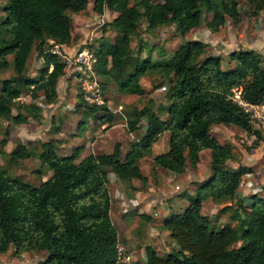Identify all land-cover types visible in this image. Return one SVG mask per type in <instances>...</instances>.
Returning <instances> with one entry per match:
<instances>
[{
    "label": "trees",
    "instance_id": "trees-1",
    "mask_svg": "<svg viewBox=\"0 0 264 264\" xmlns=\"http://www.w3.org/2000/svg\"><path fill=\"white\" fill-rule=\"evenodd\" d=\"M88 0H5L0 17V70L8 66L12 74L0 78V115H11L18 123L27 116L38 118L31 104L24 112L11 113L14 100L26 92L31 98L42 93L44 102L56 98V82L63 74L59 56L45 48L65 43L70 38L71 17L68 11H80ZM262 0H245L256 10ZM106 8L116 14L108 21L115 35L109 41L99 35L93 48L95 71L104 81L113 78L121 92L142 94L139 77L153 71L168 81L169 104L166 117H159L150 105L134 108L125 117V129L137 128L144 118L143 132L129 142L122 153L115 141L109 152L87 153L75 161L81 145L67 154H58L52 138L39 141L40 150L17 142L10 153L17 158L37 156L50 174L37 184L11 175L0 167V252L9 246L15 254L44 250L45 257L29 264H118L117 233L110 219V195L107 172L118 180L136 178L144 184L138 160L166 130L167 149L152 157L154 165L179 172L188 164L194 167L198 154L208 149L209 177L185 194V206L167 215L162 227L176 244L163 256L150 245L143 248L144 264H264V195L252 193L248 201L239 199L230 214L237 228L212 224L200 212L205 199L219 202L232 199L241 175L249 167L238 165L225 169L221 164L232 156L231 148L209 132L212 124L236 125L255 138L260 132L237 102L258 103L264 99V69L260 55L251 48L231 50L232 65L223 68L219 57L204 52L200 39H185L166 59H151L148 54L136 58L126 71L130 57L132 30L143 20L145 29L173 24L183 36L198 27L217 31L226 17L236 24L240 20L238 0H91V9L102 13ZM207 13H209L207 17ZM32 49L38 51L41 67L34 75L26 73ZM80 97V96H79ZM77 107L100 110L98 122L110 125L113 113L104 103L86 104L80 98ZM231 204L220 210L227 211ZM238 209L243 212L239 216Z\"/></svg>",
    "mask_w": 264,
    "mask_h": 264
},
{
    "label": "rangeland",
    "instance_id": "rangeland-1",
    "mask_svg": "<svg viewBox=\"0 0 264 264\" xmlns=\"http://www.w3.org/2000/svg\"><path fill=\"white\" fill-rule=\"evenodd\" d=\"M129 1L132 2V0ZM4 3L5 0H0V17ZM260 4L262 7L256 10L252 4H248L245 0H238L239 22L234 24L230 18L226 17L219 29L213 32L205 27L204 20L201 21L196 31L193 29L183 36L175 33L173 24H167L157 29H145L144 21L140 20L138 29L132 30L131 53L125 69L128 71L135 59L145 54H148L151 59H166L177 44L185 39L195 38L205 43L204 52L198 60L206 54H214L219 57L221 66L227 68L232 65V61L228 57L229 51L251 48L259 53L260 65L264 69V0ZM115 14L106 8L102 13H96L91 9V0L87 1L83 10L68 11V15L71 17V30L76 31L77 35L78 33L82 34L80 39L82 42L76 48L88 43L94 44L95 38L101 32L108 40H112L115 31L108 21ZM208 15L209 13H207V17ZM80 28L84 30L85 34ZM50 42V39L47 40L46 49L52 46ZM55 44L58 45V48L65 50L59 43ZM7 59L8 66L0 70V78L12 74L11 56L8 55ZM40 67L41 58L38 51L32 49L27 59L26 73L36 74ZM63 73L68 76L67 78L62 77L56 82L57 97L54 101H59L56 102L57 105L56 103L50 105V126L42 135V141L49 137L54 140L58 154H68L72 147L81 145L78 156L75 158L77 161L91 150L94 153L109 152L115 141L120 142V150L123 153L131 139L138 137L143 132L141 130L144 127V118L139 121L135 130L128 132L125 129V117L132 109L147 104L159 117H166V106L169 104L168 81L161 73L153 71L140 76L139 83L143 87L144 93L138 95L121 92L113 78L104 81L98 75L101 94L107 108L113 113L109 125L111 126L110 131L100 138L101 132L105 129L96 127L101 125L98 123L100 110L77 107L75 102L80 101L78 84L73 81V85L70 82L66 85L65 79L72 76L65 67H63ZM22 96L28 99L26 92L21 93L19 99L13 102V107L20 106L23 101ZM62 104L66 108L60 107ZM55 105L57 110L51 113L52 107ZM12 112H14V108ZM44 114L41 115L44 118L43 122L48 123V111L45 110ZM38 123L40 124L41 120H37L35 123L31 117H28L23 123H18L12 119L10 114L0 115V167L5 168L9 174L32 184H37L47 177L50 174V169L45 164H41L35 155L17 158L12 156L10 151L17 142H22L25 146L34 147L36 151H39V141L41 140L27 139L40 131L41 127ZM258 130L260 137L255 138L253 134L232 124L217 123L209 127V132L221 143L227 144L232 151V156L226 159L221 166L225 169H235L238 165L249 167V172L241 175L232 199L225 198L214 202L208 198L201 203L200 212L206 214L210 222L216 226L228 225L237 228V220L230 215L237 201L243 198L245 202L248 201L247 196L252 193L264 195V130ZM56 133L58 137H52ZM167 134L166 130L162 131L138 160L139 168L146 177L144 184L136 178L120 181L111 171L107 172V187L110 195L109 214L117 233V246L122 260L118 262L119 264H144L143 248L147 244L158 256H163L170 249L176 248L177 246L168 231L162 227V222L171 212L182 209L186 204L184 195L192 193L193 188L210 175L207 148L199 151L198 162L194 167L186 164L179 172L154 165L153 155L167 149ZM6 143L11 146L4 150L3 147ZM227 204H231L230 209L221 211L220 208ZM237 212L241 217L244 215L240 209ZM44 257V250H30L15 254L13 247L9 246L4 252H0V264H29Z\"/></svg>",
    "mask_w": 264,
    "mask_h": 264
},
{
    "label": "built area",
    "instance_id": "built-area-1",
    "mask_svg": "<svg viewBox=\"0 0 264 264\" xmlns=\"http://www.w3.org/2000/svg\"><path fill=\"white\" fill-rule=\"evenodd\" d=\"M48 50L59 56L68 73L75 79L83 102L86 104H102L105 102L101 94L99 77L95 71L97 60L91 46L86 44L74 49L72 52H67L58 48L57 44H52ZM235 98L243 110L248 113L252 126L264 130V99L258 103H250L239 98L237 94H235ZM116 259L117 263L122 261L117 245Z\"/></svg>",
    "mask_w": 264,
    "mask_h": 264
},
{
    "label": "crops",
    "instance_id": "crops-1",
    "mask_svg": "<svg viewBox=\"0 0 264 264\" xmlns=\"http://www.w3.org/2000/svg\"><path fill=\"white\" fill-rule=\"evenodd\" d=\"M113 12V11H112ZM164 25H167V24H161V25H157L156 27H154V29H157V28H159V27H162V26H164ZM81 30H82V32L85 34V32H84V30L82 29V28H80ZM197 30V27L194 29V31H196ZM74 30H71L70 31V38H69V40L67 41V42H65V43H59L60 44V46L61 47H63V48H65V50L66 51H71V50H73L74 48H76V46L79 44V43H81L82 42V40H80L81 39V37H82V34H80V33H78V35L76 34L77 32L76 31H74ZM155 31V30H154ZM75 33V34H74ZM175 33H177V32H175ZM100 35H103V37L105 38V39H107L105 36H104V34H103V32H101L100 33ZM115 35V34H114ZM98 37V36H97ZM177 37V35L175 36V38ZM113 38H114V36H113ZM195 39H197V38H195ZM108 40V39H107ZM113 40V39H112ZM112 40H109V41H112ZM177 45H179V44H177ZM177 45L173 48V49H175L176 47H177ZM163 46H164V49H166L165 48V44H163ZM172 49V50H173ZM171 50V51H172ZM32 75H34L33 73L31 74V76ZM67 76H68V74H66L65 75V73H63L62 75H60L59 77H58V79H57V81H59V79L60 78H67ZM73 81H75V79L73 78V77H71V78H68V79H65V83H66V85H67V83L68 82H70V84L71 85H73ZM38 95H37V97L36 98H31L30 96H29V94L27 93V96H28V99H26V98H24V96H22V98H23V101H21V104H20V106L19 107H17V106H14L13 107V105H12V107H11V113L12 114H15L17 111H22L23 109H22V106H23V104H31V107L32 108H34V109H36V111H37V113L39 114L38 115V118L37 119H34V118H32L31 116H27V118H26V120L28 119V117H31L33 120H34V122L35 123H37V120L38 121H40L41 120V123L39 124L40 125V131H38V132H36L35 133V135L33 136V137H27V139H35V140H43V138H42V135H44V133H45V131H47V129H48V127L50 126L49 124H50V105L52 104V103H56V102H58L59 100H55L54 102H51V103H47V102H44V101H42V93L41 92H38L37 93ZM128 94H134V93H128ZM138 95V94H137ZM19 97L20 96H18L16 99H19ZM56 97H57V92H56ZM78 97H79V95H78ZM15 99V100H16ZM14 100V101H15ZM69 103V102H68ZM73 103V102H72ZM76 103V102H75ZM67 104V103H66ZM56 105H57V103H56ZM56 105H55V107H52V111H51V113L52 112H54V111H56L57 110V108H56ZM60 107H65L64 106V104H62V105H60ZM14 108V112H12V109ZM49 108V109H48ZM66 108V107H65ZM80 108V107H79ZM139 108V107H138ZM45 110L46 111H48V123H44L43 122V120H44V118L43 117H41V115L43 116V115H45L44 113H45ZM24 111V110H23ZM112 112V111H111ZM99 123V122H98ZM100 124V123H99ZM97 127V129H101L102 127H103V125L101 124V125H97L96 126ZM110 129H111V126H108L107 128H105L104 129V131H102L101 132V134H100V138H102V137H104L105 136V134L108 132V131H110ZM141 131H143V129L141 130ZM60 132V131H59ZM61 133V132H60ZM58 134L56 133V134H54L52 137H54V138H56V137H58L57 136ZM107 135V134H106ZM168 135V134H167ZM50 138V137H49ZM135 138H137V136L136 137H134V138H132L131 140H133V139H135ZM97 141V140H96ZM6 146H7V148H6ZM11 146V144H8V143H6V144H4V150L5 149H9V147ZM123 149V148H122ZM92 151V150H91ZM91 151H89V152H91ZM123 151H125V150H123ZM88 152V153H89ZM92 153H94L93 151H92ZM85 155V154H84ZM49 172H51V170L49 171Z\"/></svg>",
    "mask_w": 264,
    "mask_h": 264
}]
</instances>
